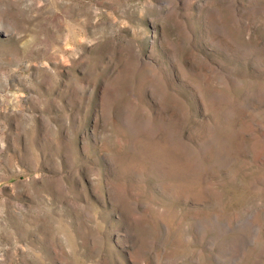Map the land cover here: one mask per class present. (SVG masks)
Returning <instances> with one entry per match:
<instances>
[{
  "label": "rangeland",
  "instance_id": "obj_1",
  "mask_svg": "<svg viewBox=\"0 0 264 264\" xmlns=\"http://www.w3.org/2000/svg\"><path fill=\"white\" fill-rule=\"evenodd\" d=\"M0 264H264V0H0Z\"/></svg>",
  "mask_w": 264,
  "mask_h": 264
}]
</instances>
